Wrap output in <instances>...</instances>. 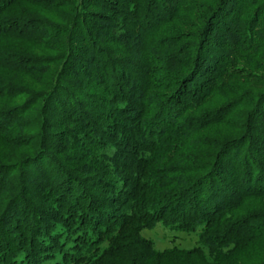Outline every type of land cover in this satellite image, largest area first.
Returning a JSON list of instances; mask_svg holds the SVG:
<instances>
[{"label":"trees","instance_id":"obj_1","mask_svg":"<svg viewBox=\"0 0 264 264\" xmlns=\"http://www.w3.org/2000/svg\"><path fill=\"white\" fill-rule=\"evenodd\" d=\"M0 264H264V0H0Z\"/></svg>","mask_w":264,"mask_h":264},{"label":"rangeland","instance_id":"obj_2","mask_svg":"<svg viewBox=\"0 0 264 264\" xmlns=\"http://www.w3.org/2000/svg\"><path fill=\"white\" fill-rule=\"evenodd\" d=\"M144 236L153 240L159 250L170 248L173 245L189 249L197 242V238L195 236H187L185 234L171 232L162 226H158L153 231L145 232Z\"/></svg>","mask_w":264,"mask_h":264}]
</instances>
